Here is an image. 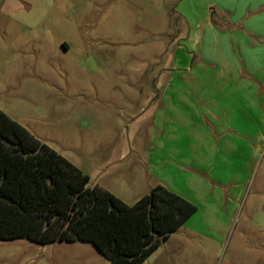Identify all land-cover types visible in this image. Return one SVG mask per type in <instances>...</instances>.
I'll list each match as a JSON object with an SVG mask.
<instances>
[{"label": "rangeland", "instance_id": "1", "mask_svg": "<svg viewBox=\"0 0 264 264\" xmlns=\"http://www.w3.org/2000/svg\"><path fill=\"white\" fill-rule=\"evenodd\" d=\"M180 5L195 14L200 7L194 0H0V110L90 176L88 184L127 204L147 182L163 185L150 155L168 162L177 195L196 211L142 264H264V84L247 76L240 53H216L217 66L205 64L217 81L211 91L240 82L234 95L245 93L247 78L250 94L249 112L233 99L230 115L215 127L203 123L210 146L180 142L174 149L188 159L176 161L172 144L156 147L159 129L145 116V98L162 92L171 62L193 67L198 57L185 43L193 40ZM190 176L197 184L185 187ZM134 183L140 187L131 190ZM0 264L110 263L89 241L19 238L0 241Z\"/></svg>", "mask_w": 264, "mask_h": 264}, {"label": "trees", "instance_id": "2", "mask_svg": "<svg viewBox=\"0 0 264 264\" xmlns=\"http://www.w3.org/2000/svg\"><path fill=\"white\" fill-rule=\"evenodd\" d=\"M0 110V241H89L110 264H142L195 211L162 184L127 204Z\"/></svg>", "mask_w": 264, "mask_h": 264}, {"label": "crops", "instance_id": "3", "mask_svg": "<svg viewBox=\"0 0 264 264\" xmlns=\"http://www.w3.org/2000/svg\"><path fill=\"white\" fill-rule=\"evenodd\" d=\"M194 3L200 4L197 14L190 12L191 8L186 6L181 8V5L178 7V13L184 21L186 35L192 37L193 40L191 43L190 39H187L185 43L191 44L193 49L190 50L198 54L195 65L190 67L188 63L177 57L173 61L174 63L171 62L172 69L167 78L162 81V92H152L145 98V106L146 104L149 106L145 116L152 118V123L159 129L158 138L155 136L153 138L156 147L159 149V147L164 148L168 143L172 144L171 155L176 161L188 159L182 158V155L174 149L181 146L180 142L190 148L211 145L210 136L206 133L203 123L209 121L215 127L216 118L230 115L231 107L228 108V101L241 100L239 106L249 112L248 101H243L249 99L250 95L247 93L248 87L245 85L249 81L247 78L245 79L247 81H241L245 84L239 88L241 91H246L245 93L234 95L238 90L233 85L240 82H236L230 87L226 85V93H216V91L210 90V88L214 90L217 81L216 78H210L207 68L211 67H206L205 64L217 66V63L213 61V58H216V53L221 58L220 54L223 52L228 54L232 51L235 54L239 52L241 67L245 69L247 76H252L259 83L264 84V0H194ZM197 46H199L198 49H196ZM230 61L232 66L229 67H234L235 61L234 63L232 60ZM157 83H159V79H157ZM205 84H208L209 88L205 87V91H203L202 86ZM259 94V100H264V91ZM203 117L205 121H203ZM150 163L156 167V179L170 191L183 196L174 186V177L167 174L168 162L163 164L161 158H152L150 155L147 164L151 165ZM146 168L147 173L152 175L151 167ZM196 180L195 176H190L183 180L182 184L185 187L193 182L197 184ZM89 181H91L90 176ZM152 184L151 181L147 182L144 185L145 190L136 194L137 197L155 185ZM88 185L99 186L96 183ZM100 187L106 189L104 186ZM130 187L132 190L140 186L138 183H134L130 184Z\"/></svg>", "mask_w": 264, "mask_h": 264}]
</instances>
